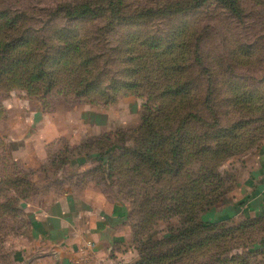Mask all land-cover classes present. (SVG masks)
<instances>
[{
  "label": "rangeland",
  "instance_id": "obj_1",
  "mask_svg": "<svg viewBox=\"0 0 264 264\" xmlns=\"http://www.w3.org/2000/svg\"><path fill=\"white\" fill-rule=\"evenodd\" d=\"M262 154L264 0H0V264H58L37 217L67 195L135 260L194 218L189 261L264 264Z\"/></svg>",
  "mask_w": 264,
  "mask_h": 264
},
{
  "label": "crops",
  "instance_id": "obj_2",
  "mask_svg": "<svg viewBox=\"0 0 264 264\" xmlns=\"http://www.w3.org/2000/svg\"><path fill=\"white\" fill-rule=\"evenodd\" d=\"M258 173L264 176V154ZM66 197L52 201V209L37 217L39 237L53 246L58 264H136L134 250L125 244L126 215L119 208L108 209L99 195L74 199L76 206L70 209L73 202Z\"/></svg>",
  "mask_w": 264,
  "mask_h": 264
},
{
  "label": "trees",
  "instance_id": "obj_3",
  "mask_svg": "<svg viewBox=\"0 0 264 264\" xmlns=\"http://www.w3.org/2000/svg\"><path fill=\"white\" fill-rule=\"evenodd\" d=\"M231 9L235 12L238 10L236 5H229ZM160 146V145H158ZM174 151V156H176ZM142 160L149 161L152 158L140 157ZM143 164L136 165L135 169L140 168ZM169 168V167H168ZM171 172L170 169H168ZM260 218H264L262 215ZM188 224L190 226L184 227L183 229H169L167 231H156V235L160 236L159 242L154 244L150 242V247L144 248L142 251L138 250V259L136 264H207V262H202L200 260L189 261L187 258L196 253L200 254L203 248V242H193V239L202 232H211L215 227H201L197 225V221L194 218H190ZM210 226V225H209ZM224 235L217 236L212 239L211 242L217 243L219 239L223 238ZM217 246V245H216ZM135 247V246H134ZM264 251V245L261 247ZM135 249V248H134ZM135 251V250H134ZM203 251H201V255ZM233 257L229 261L223 262V260H214L210 264H233Z\"/></svg>",
  "mask_w": 264,
  "mask_h": 264
}]
</instances>
